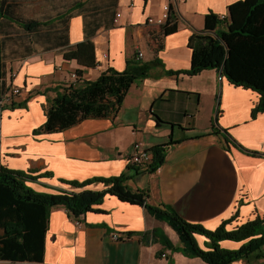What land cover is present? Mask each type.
<instances>
[{
  "label": "crops",
  "instance_id": "0c3cea01",
  "mask_svg": "<svg viewBox=\"0 0 264 264\" xmlns=\"http://www.w3.org/2000/svg\"><path fill=\"white\" fill-rule=\"evenodd\" d=\"M238 1L175 0L179 30L162 39L157 54L164 0H42L36 10L29 9L33 0H7L16 22L9 29L15 40L7 45L11 57L5 78L23 87L24 98L2 112L0 168L36 176L49 173L34 187L53 194L82 190L62 180L85 182L124 174L127 189L146 193L148 205L172 209L210 231L236 212L238 218L229 228L264 217V114L252 117L260 95L230 84L213 69L198 76L167 73L189 70L190 36L204 31L208 13L225 17L230 4ZM32 20L47 26L28 34L18 24ZM35 35L42 42L35 43ZM17 38L24 39V45H16ZM85 40L94 43L96 68L64 58V48ZM139 53L144 62L157 56L163 66H155L149 77L131 87L118 116L90 118L57 133H35L47 121L53 88L71 84L79 69L86 81L109 67L122 72L126 61ZM213 127L217 133L208 135ZM201 135L207 136L198 138ZM169 142L164 163L155 172L129 161L136 143L150 151ZM104 189L102 183L84 188ZM95 208L100 212L76 219L62 206L54 208L44 263L27 264H207L166 248L163 238L180 248L179 235L144 206L108 194ZM115 234L122 238L114 241ZM204 240L198 238L201 246ZM244 243L221 245L236 250ZM256 254L232 264H264V246Z\"/></svg>",
  "mask_w": 264,
  "mask_h": 264
},
{
  "label": "trees",
  "instance_id": "16d2710c",
  "mask_svg": "<svg viewBox=\"0 0 264 264\" xmlns=\"http://www.w3.org/2000/svg\"><path fill=\"white\" fill-rule=\"evenodd\" d=\"M14 10L7 0H0V102L7 89L6 60L11 57L7 45L15 40L9 37V29L16 22ZM177 15L172 9L168 20L162 25L161 37L156 40L157 54L162 50V39L179 30ZM18 24L28 34L47 26L41 20L18 21ZM33 41L39 43L42 38L35 35ZM23 42L24 39L17 38L16 45H24ZM188 45L192 50L189 70L167 71L169 75L198 76L208 69L221 72L230 84L257 92L260 97L252 117L258 113L264 114V0H241L230 4L225 17L208 13L204 31L193 33ZM25 49L28 50V47ZM63 55L65 60H75L83 68L91 69L98 65L94 43L88 40L64 48ZM158 65L163 66L157 56L152 62H144L137 54L126 61V68L122 72L109 67L95 80L81 79L76 84L58 85L53 88L55 97L49 100L47 121L35 133L61 132L90 118H115L131 87L149 77L152 69ZM83 72L82 69L77 71L80 77ZM3 110L0 106V136ZM214 127L208 135L217 133ZM171 144L157 145L150 150L153 153L150 172L157 171L164 163ZM48 176L49 173L36 176L11 171L3 166L0 168V264L44 263L52 210L62 206L73 219L89 212L99 213L95 206L103 203L108 194L131 205L144 206L179 235L182 246L173 247L169 240L163 238L166 248L191 258H201L207 264H232L260 252L264 246V217L259 215L229 228L238 218L239 213L236 212L216 230L210 231L200 223L186 220L172 209L148 205L146 193H131L127 189L124 174L120 177H96L85 182L62 180L73 189H82L79 192L53 194L37 188L35 190L34 185ZM94 183H102L106 189L99 192L84 190ZM155 235H158V230ZM199 237L205 239L203 246L198 242ZM222 241L245 243L240 249L229 250L222 247ZM260 256L255 255L256 258Z\"/></svg>",
  "mask_w": 264,
  "mask_h": 264
},
{
  "label": "built area",
  "instance_id": "2783aa9c",
  "mask_svg": "<svg viewBox=\"0 0 264 264\" xmlns=\"http://www.w3.org/2000/svg\"><path fill=\"white\" fill-rule=\"evenodd\" d=\"M164 1L166 2L164 6L165 13L162 16V19L159 20V23L161 25L165 24V22L168 20L169 15L172 12V9L177 14V10L174 7L175 0H164ZM150 21H152V19H150ZM138 56L140 59L143 58L142 53H139ZM11 77L13 78V75ZM71 79H72L71 84H76L78 81H81V77L77 72L71 76ZM23 98H24V92L22 86H15L12 82L7 83V89H5L4 94L2 95L0 106L3 109L7 107H11L21 102ZM152 157H153V153L151 151H148L147 149H142L139 143L134 144L133 152L132 154H130V156H128L129 161L133 166L147 165L148 167L152 163ZM77 224L80 225L79 222ZM115 235H112L114 241H119L122 238V236H115Z\"/></svg>",
  "mask_w": 264,
  "mask_h": 264
},
{
  "label": "rangeland",
  "instance_id": "374dc122",
  "mask_svg": "<svg viewBox=\"0 0 264 264\" xmlns=\"http://www.w3.org/2000/svg\"><path fill=\"white\" fill-rule=\"evenodd\" d=\"M33 1H35L34 3H31L30 5H29V9L31 8H34L35 10L37 9V6H41V4H42V0H33Z\"/></svg>",
  "mask_w": 264,
  "mask_h": 264
},
{
  "label": "bare ground",
  "instance_id": "6f19581e",
  "mask_svg": "<svg viewBox=\"0 0 264 264\" xmlns=\"http://www.w3.org/2000/svg\"><path fill=\"white\" fill-rule=\"evenodd\" d=\"M115 236H118V234H117V235H115Z\"/></svg>",
  "mask_w": 264,
  "mask_h": 264
}]
</instances>
